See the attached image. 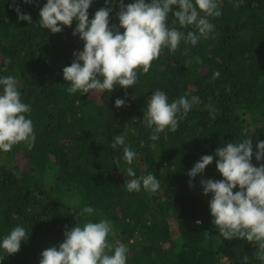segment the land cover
Listing matches in <instances>:
<instances>
[{
	"label": "trees",
	"instance_id": "1",
	"mask_svg": "<svg viewBox=\"0 0 264 264\" xmlns=\"http://www.w3.org/2000/svg\"><path fill=\"white\" fill-rule=\"evenodd\" d=\"M45 2L16 0L31 15L28 23L18 19L12 0H0V75L17 79L35 133L31 148L20 142L0 152V237L17 224L29 232L0 264H39L42 250L58 247L66 229L100 218L112 223L108 242L127 245V264H264L255 242L223 238L212 223L211 194L203 193L200 180L222 179L217 158L203 173L188 175L217 147L251 137L255 152V142L264 140V0H220L222 14L209 18L214 27L206 38L195 45L181 41L175 52L164 48L126 90L90 94H69L62 73L83 48L79 34L73 35L77 22L56 33L42 29ZM100 7H112L110 25H118L119 4L94 0L89 17ZM173 19L170 12L166 23ZM156 89L170 101L198 96L199 103L176 131L152 140L143 108ZM117 98L125 104L116 107ZM116 135L137 152L132 165L123 159L122 145L112 148ZM252 163L264 160L253 156ZM128 167L137 176L153 172L160 189L127 191ZM84 205L95 213L81 216Z\"/></svg>",
	"mask_w": 264,
	"mask_h": 264
},
{
	"label": "clouds",
	"instance_id": "2",
	"mask_svg": "<svg viewBox=\"0 0 264 264\" xmlns=\"http://www.w3.org/2000/svg\"><path fill=\"white\" fill-rule=\"evenodd\" d=\"M32 2L23 0L25 4ZM235 2L238 5L242 0ZM93 3L94 0H46L39 10L38 22L42 29L60 32L75 20L73 35L79 34L84 41L83 48L73 52L72 63L62 68L63 77L69 83V94L110 93L117 86L125 90L134 86L138 70L147 73L151 62L164 48L175 52L181 41L197 44L213 30L209 18L222 14L220 0H132L127 4L124 0H104L105 5L119 4L116 12L119 23L110 25L112 7H100L90 18L88 9ZM11 6L19 20L33 21L16 0H12ZM170 12L174 19L166 23ZM189 25L196 30L187 33L181 30ZM125 102L124 98H117L115 105L121 107ZM195 103H199L198 96H181L170 101L164 90L152 91L143 108V123L152 129L150 138L159 139V134L165 130L176 131L179 119L187 115ZM30 111L31 106L22 100L17 79L0 75V152H8L20 142L32 147L33 122L26 115ZM118 145L123 146V159L132 165L137 152L126 144L123 135L114 137L112 148ZM214 156L222 179L200 180L203 193L211 194L212 223L223 238L255 242L258 258L264 261V163L258 166L252 163L253 156L256 161L264 160V140L255 142V152L251 137L217 147L214 155L200 157L188 170L189 177L203 173ZM127 177H132L124 182L129 192L143 189L154 194L161 187L160 179L153 172L137 176L135 170L128 167ZM95 211L92 206L84 205L80 215H92ZM112 231V223L107 218L76 223L65 230L58 247L42 250L39 264H127V245L113 246L108 242ZM28 236V230L17 224L0 237V253L4 254L0 255V260L6 254L19 251L21 242Z\"/></svg>",
	"mask_w": 264,
	"mask_h": 264
}]
</instances>
